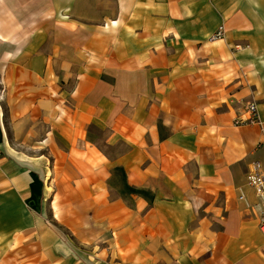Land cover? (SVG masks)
Wrapping results in <instances>:
<instances>
[{"label": "crops", "instance_id": "crops-1", "mask_svg": "<svg viewBox=\"0 0 264 264\" xmlns=\"http://www.w3.org/2000/svg\"><path fill=\"white\" fill-rule=\"evenodd\" d=\"M255 162L264 0H0V264H264Z\"/></svg>", "mask_w": 264, "mask_h": 264}, {"label": "built area", "instance_id": "built-area-1", "mask_svg": "<svg viewBox=\"0 0 264 264\" xmlns=\"http://www.w3.org/2000/svg\"><path fill=\"white\" fill-rule=\"evenodd\" d=\"M212 39L214 40L225 39V27L223 25L213 35ZM248 109L252 113V116L248 120V122L259 123L262 125L258 113L257 104L256 103L249 104ZM247 182L255 190V193L259 199V202L256 204V208L259 209V214H260L259 224H260L261 232L264 236V171L261 168L260 162H255L252 169H250V171L248 172ZM240 199L243 200L249 208L252 207V205L248 202L246 196L243 193L240 195Z\"/></svg>", "mask_w": 264, "mask_h": 264}, {"label": "rangeland", "instance_id": "rangeland-1", "mask_svg": "<svg viewBox=\"0 0 264 264\" xmlns=\"http://www.w3.org/2000/svg\"><path fill=\"white\" fill-rule=\"evenodd\" d=\"M54 224H56V225L58 226V228L60 229V224H59V223H54ZM61 228H62V227H61ZM37 252H39L38 249H37ZM1 256H2V255H1ZM6 256H7V255H6ZM8 256L12 259V258H13V253H12V254H9ZM15 256H17V257H16V260H18V259H19V256H18L17 254H16ZM11 259H10V262H11L10 264H12V262H13V260H11Z\"/></svg>", "mask_w": 264, "mask_h": 264}]
</instances>
